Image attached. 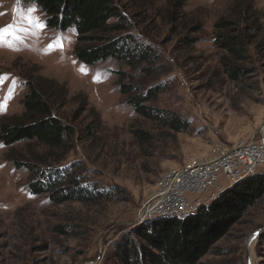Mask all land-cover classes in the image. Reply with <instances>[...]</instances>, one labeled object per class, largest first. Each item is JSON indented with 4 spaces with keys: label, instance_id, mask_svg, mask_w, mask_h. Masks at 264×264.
<instances>
[{
    "label": "rangeland",
    "instance_id": "rangeland-1",
    "mask_svg": "<svg viewBox=\"0 0 264 264\" xmlns=\"http://www.w3.org/2000/svg\"><path fill=\"white\" fill-rule=\"evenodd\" d=\"M237 1L119 0L129 26L127 39L152 45L159 56L154 75L137 70L136 79L165 86L152 103L188 122L186 130L170 135L141 118L119 91L117 72H133L129 66L114 59L94 65L79 61L74 26H48L34 1L0 0V28L17 25L19 37H8L10 46L0 44V75L8 77L0 84V102L6 100L0 122L23 112L29 72L64 85L66 100L56 96L54 105L77 136L60 164L77 165L86 183L99 190H116L111 198L61 204L34 195L28 188L30 173L7 157L9 149L0 139V264H119L118 241L142 224L141 215L166 172L202 157L214 143L231 148L258 138L264 126V30L249 48L245 67L251 72L237 81L224 73L222 51L214 43V22ZM254 1L264 28V0ZM30 16L46 27L41 31L29 24ZM135 39H129V47ZM58 40L62 48L49 47ZM10 88L14 91L6 99ZM91 108L100 118L98 128H90L93 133L88 126L97 115ZM139 128L154 135L150 144L136 139L133 131ZM15 148L19 155L41 152L40 146L25 142ZM58 226L69 232L61 233ZM263 232L264 199L248 208L197 264H264Z\"/></svg>",
    "mask_w": 264,
    "mask_h": 264
},
{
    "label": "trees",
    "instance_id": "trees-1",
    "mask_svg": "<svg viewBox=\"0 0 264 264\" xmlns=\"http://www.w3.org/2000/svg\"><path fill=\"white\" fill-rule=\"evenodd\" d=\"M45 15L46 24L60 30L74 26L78 37L75 48L77 59L94 65L99 61L114 59L131 68L119 70V91L132 104L141 118L155 122L170 135L187 129L188 122L177 112L162 109L156 101L165 86L151 85L149 79H136V71L146 76L154 75V64L159 56L150 44L135 39L129 47V26L124 20L119 0H31ZM254 0H238L214 22V43L222 51L219 62L224 73L237 81L251 70L245 67L249 60V48L263 32L262 14ZM115 19L116 21L112 22ZM198 31V30H197ZM191 45L192 43H188ZM29 91L23 97V112L9 116L0 122V139L8 147L7 157L20 169L30 173L29 190L34 195H46L49 200L61 204L69 199L96 200L116 192L99 190L86 183L77 165L61 166L60 162L74 149L75 126L56 110V96L66 100L67 88L42 75L26 74ZM85 110L88 104H85ZM97 115L90 128H98ZM91 131V130H90ZM92 132V131H91ZM93 133V132H92ZM142 145L154 140L149 130L133 131ZM25 142L28 147H41V152L17 153L16 144ZM77 166V167H76ZM110 195V196H109ZM264 199V172L236 183L221 197L197 212L187 216L156 218L138 224L125 232L117 243L119 264H197L230 227L241 221L247 209ZM61 233L69 231L58 226ZM264 245V232L260 236Z\"/></svg>",
    "mask_w": 264,
    "mask_h": 264
},
{
    "label": "built area",
    "instance_id": "built-area-1",
    "mask_svg": "<svg viewBox=\"0 0 264 264\" xmlns=\"http://www.w3.org/2000/svg\"><path fill=\"white\" fill-rule=\"evenodd\" d=\"M263 168L264 127L257 139L241 141L235 147L214 143L202 157L191 158L162 176L139 222L195 213Z\"/></svg>",
    "mask_w": 264,
    "mask_h": 264
},
{
    "label": "snow or ice",
    "instance_id": "snow-or-ice-1",
    "mask_svg": "<svg viewBox=\"0 0 264 264\" xmlns=\"http://www.w3.org/2000/svg\"><path fill=\"white\" fill-rule=\"evenodd\" d=\"M31 11H35V9H31ZM28 23L34 25L37 29L43 30L46 25L39 20V18H34V17H28ZM17 25H6L4 28H0V44H11V42L8 40V37H16L17 39L19 38L16 32ZM22 31H26L27 29H21ZM52 49H55L57 47L62 48L63 43L62 41H56L52 45L49 46ZM81 71H84L85 73L87 72V69H81ZM8 77L6 75H0V84H2ZM14 91V88H10L9 94L6 99H10L12 92ZM6 108V100L3 102H0V109Z\"/></svg>",
    "mask_w": 264,
    "mask_h": 264
},
{
    "label": "water",
    "instance_id": "water-1",
    "mask_svg": "<svg viewBox=\"0 0 264 264\" xmlns=\"http://www.w3.org/2000/svg\"><path fill=\"white\" fill-rule=\"evenodd\" d=\"M264 127V126H263ZM263 127H262V129H263Z\"/></svg>",
    "mask_w": 264,
    "mask_h": 264
}]
</instances>
